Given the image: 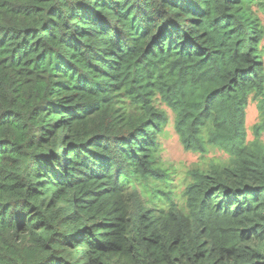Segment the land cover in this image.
<instances>
[{
    "label": "trees",
    "instance_id": "16d2710c",
    "mask_svg": "<svg viewBox=\"0 0 264 264\" xmlns=\"http://www.w3.org/2000/svg\"><path fill=\"white\" fill-rule=\"evenodd\" d=\"M261 15L264 0H0V264H264ZM161 103L185 151L228 156L182 194L159 164Z\"/></svg>",
    "mask_w": 264,
    "mask_h": 264
},
{
    "label": "rangeland",
    "instance_id": "374dc122",
    "mask_svg": "<svg viewBox=\"0 0 264 264\" xmlns=\"http://www.w3.org/2000/svg\"><path fill=\"white\" fill-rule=\"evenodd\" d=\"M263 22L264 16L261 15ZM264 50V41H263ZM264 61V53H263ZM162 109H165L169 122L165 127L162 134L159 135L160 152H159V164L163 168L169 170L173 185L176 186L178 192H182L190 184L189 172L202 167L214 161L221 159H227L228 156L221 150L213 149L206 156L194 152H187L184 150L179 137L175 131L174 122L175 114L164 103L159 104ZM259 122V112L257 110L256 102L251 100L247 108L246 127H247V140L252 141L254 139L253 125ZM264 141V134L262 136Z\"/></svg>",
    "mask_w": 264,
    "mask_h": 264
}]
</instances>
